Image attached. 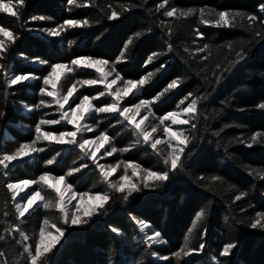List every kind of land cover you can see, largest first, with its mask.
<instances>
[{
    "label": "trees",
    "instance_id": "1",
    "mask_svg": "<svg viewBox=\"0 0 264 264\" xmlns=\"http://www.w3.org/2000/svg\"><path fill=\"white\" fill-rule=\"evenodd\" d=\"M163 2L91 0V6L75 8L68 5L67 0H26L21 21L0 13V25L12 29L18 36L5 58L0 60L5 65V69L0 70V154L10 153L19 144L31 142L41 118L59 119L55 106L35 107L41 99L51 100L39 95L42 79L30 78L8 88L6 75L31 73L42 78L50 71L51 64L70 63L78 57L106 59L125 79L138 80L149 72L155 73L139 92L124 99L123 106H130L140 99H154L172 80L181 79L177 88L169 90L151 106L153 115L145 122L149 130L151 125L158 123L156 117L177 110L178 105L186 107L195 96L203 97L198 104V118L194 121L197 128L191 133L194 138L182 157V169L171 173L170 179L159 187L142 188L127 201L122 194L108 188L96 165L84 158L76 146L44 142L37 145L45 147L44 152L13 162L8 170L0 167V237H3L0 251L5 253L0 257V264H30L27 254L21 255L23 247L25 243L31 245L34 252L39 228L45 219L64 228L65 235L42 258V264H264V229L249 226L257 212L264 213V179L248 174L253 168L264 170V144L249 148L238 140L248 139L258 131L264 133V108L259 107L264 104V38L239 26L215 28L201 25L198 15L180 19L163 15L171 7L185 10L211 7L264 17L258 7L264 4V0H168L165 9L157 11ZM133 4L136 7L122 12L120 5ZM112 9L122 12L120 19L110 21L106 18ZM35 16L47 19L32 21ZM68 19H88L91 23L88 27L68 29L58 37L37 30L56 27ZM195 28L203 33V39L196 36ZM137 32L143 35L136 38ZM129 39L133 43L127 48L125 59L116 63ZM229 43L234 50L226 47ZM205 44L210 45L212 51L208 60L202 59L206 52L197 51ZM186 48L188 52H185ZM241 50L243 59L232 63L237 60L236 51ZM154 52L161 55L147 63ZM37 59L47 61V64L35 62ZM161 65L164 66L162 69ZM94 77L93 70L76 69L66 75L61 86L66 91L76 79ZM120 86L122 81L114 89ZM102 90V85L84 86L76 96H95ZM188 93L193 97L180 105ZM109 102L110 97L104 96L94 104L103 106ZM145 114L142 111L137 119ZM119 120L118 123V116L113 114H93L87 119L93 127L97 122L99 125L97 131L83 133L84 138L93 139L99 131H106L112 138L111 145H106L99 156L113 145L118 149L132 146L128 152L121 154L118 151L111 157L105 156L99 163L124 161L138 163L147 169L166 170L161 157L150 145L135 143L131 126L122 118ZM71 127L63 123L42 126L43 130L56 132L71 130ZM176 127L188 129L190 126H173ZM154 138H163V126ZM157 148L161 153L168 151L167 145H158ZM54 156L55 163L46 166V161ZM83 164L88 167L66 179L80 193L109 192L112 198L98 215L87 224L66 226L60 223V213L54 207L45 209L39 202L41 206H34L17 220L6 183L37 179L44 172L65 175L69 169ZM131 172L129 168V175ZM121 174L123 166L112 179H118ZM42 194L49 198L54 196L50 190ZM237 195L242 196L238 201L235 199ZM201 210L206 215L202 221L196 222L192 244L198 246L204 233L202 242L205 248L199 254L178 260L173 254L182 247ZM137 219L149 225L146 229L149 235L159 231L165 243L149 247L145 243L146 236L136 225ZM17 224L29 236L27 242H19V232L9 234L8 229ZM112 228H117L120 234L114 233ZM229 243L236 246L229 255L221 256L224 246Z\"/></svg>",
    "mask_w": 264,
    "mask_h": 264
},
{
    "label": "snow or ice",
    "instance_id": "2",
    "mask_svg": "<svg viewBox=\"0 0 264 264\" xmlns=\"http://www.w3.org/2000/svg\"><path fill=\"white\" fill-rule=\"evenodd\" d=\"M147 3V0H144ZM168 0H164L157 7V11L165 9ZM67 4L74 6L75 8H84L91 6V0H67ZM26 6V0H0V13L7 14L10 17H14L16 21H21L22 10ZM136 5H120L122 12H127ZM259 11L264 13V4L258 6ZM111 8V5H109ZM71 10V8L69 9ZM122 12H118L115 9L110 11L107 15V19L118 20ZM163 15L165 17L189 18L198 15V22L201 25H210L215 28H228V27H243L247 31L252 32L254 36L264 38V17H260L256 14H248L239 11H227V10H216L215 8H200V9H180L178 7H171L170 10H165ZM47 19L43 16L32 17V21H43ZM259 25L257 26V22ZM88 19H68L56 27L52 28H41L38 31L44 32L47 36L58 37L62 32L68 29L84 28L90 26ZM32 30V29H29ZM194 32L196 36L203 39V33L200 32L199 28H195ZM143 33L137 32L136 38H140ZM18 36L12 29H9L3 25H0V60L5 58V54L11 45H14ZM70 44L72 42H69ZM133 43L132 39H129L124 45V51L120 53V57L116 61L119 63L125 59V54L129 45ZM230 51L234 50L233 45L229 43L226 46ZM168 50L171 51V45L168 46ZM189 50L186 48L185 52ZM198 52H206L207 55L203 56V60H208L212 55L211 46L203 45L197 49ZM237 60L232 63H238L243 59V51H236ZM161 53H152L147 63H151L153 57L159 56ZM35 62L47 64V61H40L37 59ZM50 71L46 75L41 77H35L31 73L28 74H14L6 75L5 84L8 88H12L15 85H20L25 81L32 79H42V86L39 89V95L43 97H50L51 100L41 99L36 108L44 107L51 108L56 107L59 113V119H44L41 118L35 126V138L31 142H25L19 144L12 152L0 154V167L4 170H8L13 162H19L25 158H30L33 154L42 153L46 149L45 147H38V144L46 142L48 145H70L78 147L80 153L84 158L91 160L96 165L99 175L103 182H105L108 188L115 193L122 194L123 199L127 201L129 197L135 192H139L142 188L159 187L164 182L170 179L171 173L175 172L178 168L182 169V157L185 154V150L188 148L192 139V132L196 130L197 125L194 121L198 118V104L203 97L195 96L191 98L190 102L186 107L180 108L177 106V110L169 112L163 116L156 117L158 120L157 124H153L150 127L145 125V122L149 120V117L153 115L152 105L159 101L169 90L177 88L182 80L177 78L168 83L167 87L160 92L154 99H140L137 103L130 106H123V101L126 97L139 92L146 84L150 82V79L155 73L149 72L138 80L125 79L116 69L114 64H111L108 60L102 58L93 57H78L70 61V63H56L51 64ZM164 66L161 65V69ZM220 67L219 64L216 65ZM5 65L0 63V70H4ZM76 69L93 70L95 73L94 78L76 79L66 91L61 86L62 80L67 74L74 73ZM161 69H157L160 71ZM227 71V69H225ZM109 77H113L109 79ZM122 81V86L115 87L118 82ZM219 83V78H217ZM102 85L103 90L99 91L95 96L81 95L79 97L76 94L79 89L84 86H97ZM110 97V102L103 106H96L94 101L101 97ZM193 97L192 93H188L187 96L180 101V105L185 103V100ZM78 102H75L77 101ZM73 102V103H70ZM67 106V107H66ZM259 107L264 108V104ZM29 111L32 109L29 108ZM144 111L146 114L143 115L139 120L137 117L140 116L141 112ZM93 114H113L118 116V123L122 121L127 122L130 125L134 136L136 137L135 143L143 142L145 145H150L151 149L161 157L162 162L166 170L158 171L143 168L138 163L119 161L115 164H101L99 160L104 159L105 156L111 157L118 151L122 154L131 150V145L122 149H118L116 146H110L108 150L104 151L103 156L98 154L102 149H105L106 145H111V137L106 131H99V133L93 139H86L83 137L85 132L97 131L99 122L96 127L87 123V119ZM2 115V114H0ZM184 117V118H180ZM166 121H171L170 124H165ZM71 125V130L64 131H47L43 130L42 126L48 125ZM174 125L179 126H190L188 129L181 127L173 128ZM163 126V138H154V134ZM240 143L245 144L251 148L253 145L264 144V133L256 132L252 134L248 139H239ZM175 141V142H174ZM167 145L168 151L161 153L157 146ZM59 152L57 156H59ZM56 161V156L46 161L47 165H52ZM123 166V174L119 175L118 179L113 180L112 177L116 175L118 170ZM87 164H83L80 167L69 169L65 175H54L50 172H44L39 175L37 179H22L17 182H8L5 187L7 192L11 196L13 202L16 218L20 220L33 209L34 206H41L48 209L54 207L60 213V223L66 226H81L87 224L89 220L100 213L105 208L109 200L112 198L109 192H98L80 193L74 189V186L67 181L66 177L78 173L81 168H87ZM129 168L132 169L131 175H129ZM6 174V172H5ZM139 174V175H138ZM250 176H256L264 179V170L253 168L248 173ZM216 179H219L217 177ZM134 180L136 182H134ZM36 185V188L33 186ZM231 187V186H229ZM32 189L31 191H28ZM50 190L54 196L49 198L48 195L42 194ZM24 193L23 196L21 194ZM20 197L18 201L17 198ZM242 198L241 195H237L235 199L238 201ZM73 201L75 203L73 204ZM89 201L93 203H88ZM37 202H41L38 204ZM206 213L201 210L195 217L193 227L189 229L188 235L184 238L182 247L176 251L173 255L178 260L184 257L191 256L196 253L199 254L205 248L203 241V235L201 234V242L198 246H193L192 236L193 231L196 228V222L202 221ZM136 225L139 231L146 236L145 243L151 247L155 244H164L165 241L162 238V234L156 231L149 235L146 229L149 225L137 219ZM252 229H264V213L257 212L255 217L251 220L250 225ZM54 228L57 235H55L49 243H45V236H52L48 229ZM9 234L19 232L21 237V243L27 242L29 236L25 234L20 226L17 224L8 229ZM114 233L120 234L117 228H112ZM65 235V229L58 227L55 222H51L48 219L43 221V226L39 228V240L35 243L34 252L32 246L25 243L23 247V254H27V258L30 264H42V258L46 254L50 253L57 244L60 243L61 238ZM3 239V237H0ZM235 244L229 243L224 246L221 256H227L231 250L235 247ZM5 256V253L0 251V257ZM163 260L169 259V257H161Z\"/></svg>",
    "mask_w": 264,
    "mask_h": 264
},
{
    "label": "rangeland",
    "instance_id": "3",
    "mask_svg": "<svg viewBox=\"0 0 264 264\" xmlns=\"http://www.w3.org/2000/svg\"><path fill=\"white\" fill-rule=\"evenodd\" d=\"M138 120V119H137ZM29 191V190H28ZM24 195V193H22L21 194V196H23ZM18 198H20V197H18ZM20 199H18V201H19ZM38 204H39V202H37ZM75 203V201H73V204ZM88 203H93V202H91V201H89ZM52 233V236H48V235H46L45 236V243H49L50 241H51V239L55 236V235H57V233L55 232V230L54 231H52L51 232ZM39 240V239H38Z\"/></svg>",
    "mask_w": 264,
    "mask_h": 264
}]
</instances>
